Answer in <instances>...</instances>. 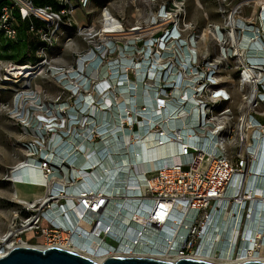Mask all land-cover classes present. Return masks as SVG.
<instances>
[{
    "label": "built area",
    "instance_id": "built-area-1",
    "mask_svg": "<svg viewBox=\"0 0 264 264\" xmlns=\"http://www.w3.org/2000/svg\"><path fill=\"white\" fill-rule=\"evenodd\" d=\"M89 1L0 0V38L15 45L22 30L26 36L34 35L37 57L30 62L26 55L16 62L0 55V93L12 95L9 102L0 103V112L24 138L20 143L24 159L9 169L5 180L12 187L25 185L16 178L31 165L45 182L32 185L45 190L47 199L17 200L21 209L13 212L0 238V258L8 253V245L70 249L73 229L62 225L70 201L80 212L77 223L96 236L99 248L119 246L113 231L102 229L108 228L106 210L115 206L123 216L132 206L146 212L145 224L133 213L140 226H127L125 232L136 238L147 228L157 237L169 231L170 237L165 233L167 240L161 243L164 250L178 244L176 259H197L211 229L208 224L228 212V219L237 221L233 242L225 241L227 248L232 242L231 261L235 262L234 256L248 241L245 223L252 217L251 207L257 209L259 204L248 180L264 166V0H216L222 21L209 28L219 48L214 60L201 59L195 34H187L183 0H148L157 8L149 12L143 26L125 29L103 10L96 33L77 27L79 34L87 30L84 36L95 38L94 43L89 42L70 68L54 66L49 54L58 33L71 28L75 10L85 9ZM246 10H251V18L245 19ZM104 14L119 24L121 36H102ZM229 61L236 65L240 89H248L235 131L228 126V108L219 110L231 101L218 77L220 65ZM43 72L53 78L63 98L46 102L31 89V82ZM122 83L130 86L128 102L121 97ZM170 121L179 126L168 132ZM180 121L188 124L189 135H177L183 131ZM103 122L110 126L103 127ZM165 131L178 147L177 160L171 156L160 166L137 172L132 164L133 143L138 145L151 132L162 137ZM230 145L237 149L232 156L227 152ZM105 164L114 170L115 180L104 179L97 189L98 180L92 176ZM21 165L25 166L20 170ZM132 173L142 180L132 181ZM112 187L118 194L109 195ZM130 190L136 192L132 201ZM85 203L88 206L82 207ZM57 209L62 221L53 214ZM158 214H164L165 222L173 217L177 228L164 230L166 224Z\"/></svg>",
    "mask_w": 264,
    "mask_h": 264
},
{
    "label": "bare ground",
    "instance_id": "bare-ground-1",
    "mask_svg": "<svg viewBox=\"0 0 264 264\" xmlns=\"http://www.w3.org/2000/svg\"><path fill=\"white\" fill-rule=\"evenodd\" d=\"M104 28L105 30L102 32L103 37H110V36H121L122 30L118 23H116L109 14H104ZM133 34L135 32L133 31ZM139 86V85H138ZM122 89H121V97H125V101L128 102V95L130 93L129 91V84L122 83ZM140 90V89H138ZM141 92V91H140ZM254 98V97H253ZM135 100H133L134 102ZM150 100H146L147 107L149 110L153 107L149 106ZM112 109V107H111ZM126 109V106H125ZM116 110V117L118 114V110ZM119 119V117H117ZM166 131L169 129H175L179 126V124L166 122ZM103 127L110 126L109 123L103 122ZM150 125V124H149ZM180 125L182 126L183 131L176 132L178 136L182 137V132H185V135H189L190 133L187 131L188 124L185 125L183 121H180ZM186 129V130H185ZM163 132L162 137L156 136L155 132L149 133L147 136H145L138 145L133 143L131 156H132V164L135 170L138 172V170L141 169H153L157 166H160L161 164L165 163L164 159L174 156L173 158L177 160L176 155L178 153V147L177 145H174L170 140L167 139V132ZM169 132V131H168ZM179 137V138H180ZM109 146V145H108ZM107 146V147H108ZM87 154V152H85ZM260 153V151H259ZM261 153H264L262 151ZM67 156V155H66ZM260 155L258 154V157ZM68 157V156H67ZM94 159V158H93ZM92 159V160H93ZM95 162H97V159L93 161L94 165ZM88 164H85L84 166H87ZM25 165H21L18 167V169L21 170V168H24ZM96 166V165H95ZM102 168H98L94 175L92 176V179L94 181H97V189L102 188L104 179H107V181L115 180V177H112V171L109 164H105L104 166H101ZM255 172V170H254ZM261 173V174H260ZM80 173H74L75 176L79 177ZM117 178V177H116ZM119 178V177H118ZM18 180H23L25 182V185H22L24 187L34 188L41 190L42 193L45 195V190L35 188L32 185V182L35 184H44L45 182L41 179V173L37 169H34L33 166L29 165L28 170L25 172H21L18 177L16 178ZM140 180L141 177L138 178L135 177L132 173L131 180ZM121 180V179H120ZM142 180V179H141ZM88 181H86L87 183ZM248 188L252 189L251 195L254 196V199H256V202L259 201V204H257V209H252V217H250L249 221L245 223V236L247 238V242L244 243L241 250H239V253L234 256L236 258L235 262L231 261V243L233 242V238L235 237V228L237 227V221L233 218L232 221L228 219L229 213L225 212L224 214H221L215 222H211L209 224H214V227L208 226L209 230L205 233V237L203 239V244L201 245L200 249L198 250L197 254L198 260H203L207 262L217 263V264H230V262L233 263H243L246 261H264V254L261 255V251L264 250V244L261 243V238L264 237V166H262V169L259 171L258 176H255L253 173L249 180H248ZM113 188V187H112ZM95 192V191H94ZM70 193V192H69ZM68 193V194H69ZM136 192L130 190L127 194L130 195V200L133 199V194ZM15 197L21 198L26 200L29 197L36 196L34 193H23L22 191H19L17 188L15 189ZM112 194H118L117 187H114L110 190L109 195ZM39 197L32 202L36 201H45L47 202V199L44 197ZM19 202H25L20 201ZM26 203V202H25ZM261 203V204H260ZM84 205L88 206V204H82V207ZM96 210V208H95ZM234 211V208L232 209ZM58 213H60V210L53 211L54 216H58ZM65 213V222H63V226H65L67 229L70 230L73 229L74 237L71 240L70 243V249L66 248L68 251H72L74 253H78L84 256H87L93 260L101 261L102 259H105L106 257L110 256H119V257H145V258H153V259H159V260H167V261H174L176 260L175 255L177 251V245H173V247L168 248L164 250L161 241L164 239L167 240L170 234L168 229L172 230L177 226V220H174L173 217L168 218L169 220L167 222L166 219H164V214H158V219L164 222L167 232H162L163 235L161 236H155L154 233L147 228L143 234H141V237L135 238L130 233H126L127 226H130V228L134 226H140L136 224V220L134 217H132L131 214L134 213L133 216L138 215L140 218L139 223L141 225L145 224L144 217L146 215V212H137V209L133 208L132 206L128 208V213L125 212V214L122 216L121 212H118L116 210L115 206L110 207L105 212V223L108 224V228L106 226L102 227V229L111 230L114 233L115 240L119 243L118 248L116 247H105L102 246L99 248V240L96 238V236L89 235V229L82 225V223H77V220L80 215V212L74 208V204L68 201V210L64 211ZM56 214V215H55ZM117 214V215H116ZM132 217V218H131ZM230 218V217H229ZM62 219L58 216V220ZM131 220L133 223H131ZM229 220V221H228ZM61 223V222H60ZM129 223V224H128ZM77 224V225H76ZM106 224V225H107ZM177 228V227H176ZM228 228H232L233 230L230 231ZM165 233H168L167 238L165 237ZM183 234V233H182ZM178 236H181L179 233ZM232 242L229 244V248L226 246L227 241ZM226 241V242H225ZM160 242V243H159ZM262 245V246H261ZM25 246V245H20ZM253 246H256L258 251L254 249ZM259 246V247H258ZM206 247V248H205ZM217 247V248H216ZM7 250L13 249L14 246L8 245ZM38 249H43L41 247H35ZM260 249V250H259ZM107 250V252H105ZM219 250V251H218ZM219 252L216 254V252ZM109 252V253H108Z\"/></svg>",
    "mask_w": 264,
    "mask_h": 264
},
{
    "label": "rangeland",
    "instance_id": "rangeland-1",
    "mask_svg": "<svg viewBox=\"0 0 264 264\" xmlns=\"http://www.w3.org/2000/svg\"><path fill=\"white\" fill-rule=\"evenodd\" d=\"M183 4L186 12L184 19V24L187 26L186 32L195 34L197 50L201 59H216L219 48L215 44L209 28L221 23L222 19L219 13L221 5L216 0H183ZM156 8L157 4L150 3L148 0H90L85 9L75 10L71 19L73 23L71 28L60 30L49 58L52 59L53 65L56 67L68 69L73 66L75 57L86 51L89 42L94 43L95 41V38L90 40V37L84 36L87 30L79 34L76 28L82 27L96 33L100 28L103 10H107L113 18L121 23L123 28L131 29L143 26L149 12L155 11ZM243 13L245 19L251 18V10H246ZM63 24L67 25L65 19ZM61 32L63 34H60ZM35 44L34 35L21 34L15 45L1 37L0 55L5 54L2 57L11 56L17 61L28 55V61L33 62L37 58ZM8 48L11 51H8ZM237 76L234 61L224 62L220 65L218 77L228 89L231 101L229 104L219 106V110L228 108V126L234 131L244 106L243 98L248 93L247 88L240 89ZM31 89L38 91L41 94V99L46 102H54L58 97L63 98L59 87L47 72H43L31 82ZM11 96L10 93H0V103L9 102ZM21 141H24V138L21 136L20 129L4 113L0 112V238L7 231L13 212L21 209L17 203L19 199H16L14 194L15 188L5 180L9 169L24 159L20 146ZM236 150L234 145L227 146V152L231 156L236 153ZM15 187L23 193L32 192L23 186ZM36 195L43 197L44 194L38 192ZM23 238L33 243L29 235H25ZM33 245L36 246L35 243Z\"/></svg>",
    "mask_w": 264,
    "mask_h": 264
},
{
    "label": "water",
    "instance_id": "water-1",
    "mask_svg": "<svg viewBox=\"0 0 264 264\" xmlns=\"http://www.w3.org/2000/svg\"><path fill=\"white\" fill-rule=\"evenodd\" d=\"M0 264H217L198 259H176L174 261L159 260L145 257L111 256L101 261L72 251L35 247H15L0 258ZM234 264H264V261H246Z\"/></svg>",
    "mask_w": 264,
    "mask_h": 264
},
{
    "label": "crops",
    "instance_id": "crops-1",
    "mask_svg": "<svg viewBox=\"0 0 264 264\" xmlns=\"http://www.w3.org/2000/svg\"><path fill=\"white\" fill-rule=\"evenodd\" d=\"M13 188H15L16 189V187H14L13 186ZM21 188V187H20ZM23 188H27V189H30V190H32V192L31 193H34L35 195H36V193H38V192H41L42 193V191L41 190H38V189H34V188H29V187H24L23 186ZM15 192V191H14ZM37 198H39L37 195L36 196H33V197H29V198H27L26 200H24V199H21V198H17V199H19L20 201H33V200H35V199H37Z\"/></svg>",
    "mask_w": 264,
    "mask_h": 264
},
{
    "label": "trees",
    "instance_id": "trees-1",
    "mask_svg": "<svg viewBox=\"0 0 264 264\" xmlns=\"http://www.w3.org/2000/svg\"><path fill=\"white\" fill-rule=\"evenodd\" d=\"M40 4V3H39ZM38 4V5H39ZM21 34H24V32H23V30L21 31ZM8 49H10V48H8ZM6 59H10V60H15L16 62H19V61H17L16 59H13V58H11V56L9 57V56H7V57H5Z\"/></svg>",
    "mask_w": 264,
    "mask_h": 264
},
{
    "label": "flooded vegetation",
    "instance_id": "flooded-vegetation-1",
    "mask_svg": "<svg viewBox=\"0 0 264 264\" xmlns=\"http://www.w3.org/2000/svg\"><path fill=\"white\" fill-rule=\"evenodd\" d=\"M253 247H254V249H255V250H257V251H258V249L256 248V246H253ZM258 247H259V246H258ZM216 248H217V247H216ZM259 250H260V249H259ZM261 252H262V253H261V255H260V256H262V254H264V250H262Z\"/></svg>",
    "mask_w": 264,
    "mask_h": 264
}]
</instances>
